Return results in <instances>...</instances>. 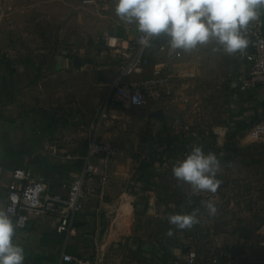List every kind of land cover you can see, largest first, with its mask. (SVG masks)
Here are the masks:
<instances>
[{"label": "rangeland", "instance_id": "1", "mask_svg": "<svg viewBox=\"0 0 264 264\" xmlns=\"http://www.w3.org/2000/svg\"><path fill=\"white\" fill-rule=\"evenodd\" d=\"M104 4L84 5L82 0H0V60L31 68L35 79H42L45 85L42 92L52 128L47 130L50 137L44 149L50 150L51 144L56 145L57 154L82 156L88 136L118 148L115 168L119 173H111L107 188L115 186L120 195L130 197L134 207L136 203L141 205L135 215H140L144 230L151 235L154 227V242L161 247L165 240L176 241L178 248L185 245L183 241L179 244L178 239H186L184 230L170 225L167 216L194 209L184 205L189 202L187 186L178 187L171 169L193 145L202 146L205 153H223V171L217 176L222 184L217 193L191 197L196 202L211 197L218 208L215 216H209L204 202L197 205L200 223L196 230L210 228L229 235L238 228L231 221L240 218L246 221V242L264 248L258 244L262 239L258 231L264 224V140L247 139L248 129L264 117V108L252 103L254 94L246 92V96L239 97L238 112L254 109L256 115L248 124L235 125L238 113L231 99L234 89L230 80L243 69L242 64L235 56L213 52V45L198 47L183 54L187 62L201 57L195 69H187L183 58L170 65L167 62L172 82L169 97L149 100L139 108L128 106L112 98L110 84L119 61L100 45L103 32H119L123 23L115 15L116 0ZM161 41L156 40L153 45ZM215 132H221V141L217 142ZM188 144L189 150L185 146ZM156 158L158 161L152 166ZM124 161L129 163L128 174L119 169ZM71 162L79 167L77 158ZM149 163L151 166L143 170ZM170 228L177 237H166ZM218 241L205 234L198 240L199 249L210 259L220 251L230 252L234 261L231 238H223L221 247L213 245ZM208 244L215 246L213 251L208 250ZM119 251L117 255H123V260H137L133 249ZM219 258L223 261L226 257Z\"/></svg>", "mask_w": 264, "mask_h": 264}, {"label": "crops", "instance_id": "2", "mask_svg": "<svg viewBox=\"0 0 264 264\" xmlns=\"http://www.w3.org/2000/svg\"><path fill=\"white\" fill-rule=\"evenodd\" d=\"M260 19L264 23V16ZM122 27L118 30L119 32L115 30L113 33H108L126 39L132 38L138 33L134 25L123 23ZM161 42L150 48L151 65L162 61H167L170 65L183 58L185 53L182 54L180 60L166 59L165 55L157 49ZM181 61L185 63L187 69H195L198 62L202 60L199 56L197 60L191 59L187 62L183 58ZM167 70L164 73L167 74L170 66ZM117 73L118 65L113 79ZM150 75L151 67H148L141 74L135 75L136 77L133 79H141ZM234 77L230 80L231 82ZM231 85L234 89L231 99L235 104V112L238 113L235 118V125L237 126L239 122L248 124L250 119L255 117L256 112L254 109L243 113L238 112L239 97L241 95L246 96L247 93H238L233 84ZM44 88L42 79L37 81L35 76L31 74V68L0 60V166L3 168L0 204L5 205L6 187L10 182V172L14 168L28 169L34 175L43 176L48 182L49 191L61 195L65 194V189L62 186L64 179H71L81 168V156L62 155L44 149V145L50 137L47 130L52 128L48 118V104L43 98L42 90ZM248 92L255 96L252 103L264 108V89H252ZM107 98L106 103L108 104L109 95ZM254 104L249 106L253 107ZM215 134L218 135L217 142L221 141V132H215ZM190 145H185L188 150ZM217 157L223 161L226 156L223 153H218ZM75 158L80 160L79 167L74 166L71 162ZM118 161L116 158L112 160L109 175L119 173L115 168ZM128 165L129 163L124 161L119 169L121 168L123 173L128 174L130 173ZM119 192L120 190L117 191L115 186L106 187L100 194L89 197L84 203L83 211L74 215L71 233H57L55 231L58 222L55 215H43L31 219L26 228L17 230L19 242L25 249L24 264H71L62 260L63 254L88 257L93 261V264H152L156 258L172 259L189 247L195 248L198 252L199 258L196 264H212L209 260L210 257L206 258L199 249L198 240L205 234H208L209 238L219 239L217 243L213 244L219 247L222 246L223 238H231L235 248L233 253L236 255L234 264H264V248L251 246L246 242V221L240 220V218L231 221L233 224L237 223L238 228H234L229 235L218 233V231L210 228H207L209 230L205 228L198 231L196 230L198 227L195 226L191 230H184L185 240L178 238L179 244L183 241L184 246L180 245L178 248L176 241L165 240L164 246L160 247L157 242H154L157 239L155 238L157 237L156 232H153L154 227L151 228V235L148 230H144V225H142L144 222L140 220V215H135V212H139L141 205L136 203L134 207L128 200L130 197L125 198ZM205 201H191L184 203V205H188L189 209H196L200 203ZM167 206L170 205L167 204ZM243 225L245 226L243 227ZM166 237L170 236L167 235ZM208 247V250H214L215 246L209 245ZM120 248L124 250L133 249L134 257L137 260L133 262L123 260V255H117ZM128 253L129 251H126V254ZM126 257L124 254V259ZM219 264H223L221 259H219Z\"/></svg>", "mask_w": 264, "mask_h": 264}, {"label": "built area", "instance_id": "3", "mask_svg": "<svg viewBox=\"0 0 264 264\" xmlns=\"http://www.w3.org/2000/svg\"><path fill=\"white\" fill-rule=\"evenodd\" d=\"M107 0H82L84 5H100ZM251 43L246 55H234L243 66L242 71L232 81L238 93L244 94L252 89H264V23L261 19L253 22L246 33ZM140 34L126 39L103 32L101 47L118 60V73L112 80V98L128 106L143 107L149 100L157 101L169 97L172 91L170 75L164 73L168 69L167 61L151 65L150 48L139 43ZM157 49L166 59H180V55H169L165 42ZM151 65V66H150ZM151 67V75L141 79L124 80L132 75L141 74ZM138 102H134L133 98ZM93 127V126H92ZM86 151L81 156V168L71 179H64L62 186L65 194L52 193L48 189L47 180L41 175H34L28 169L14 168L10 172V182L6 187L5 206L9 207L13 219H18L23 230L28 222L38 216H57V233H71L74 215L84 209V203L91 196L103 192L110 183L111 162L120 155L118 148L88 136ZM247 139L251 142L264 140V117L254 123L247 131ZM52 153H56L55 145H49ZM3 168L0 166V188L2 187ZM144 184V182H142ZM140 186V185H139ZM203 219H207L204 214ZM204 223V222H203ZM262 239L259 246L264 247V224L259 229ZM219 256H225L223 264H234L230 252H221L210 259L212 264H219ZM199 255L195 248H185L183 253L172 259L156 258L152 264H196ZM62 260L71 264H93L90 258L63 254Z\"/></svg>", "mask_w": 264, "mask_h": 264}, {"label": "clouds", "instance_id": "4", "mask_svg": "<svg viewBox=\"0 0 264 264\" xmlns=\"http://www.w3.org/2000/svg\"><path fill=\"white\" fill-rule=\"evenodd\" d=\"M114 11L122 23L135 26L139 43L146 48L162 39L169 55L213 45L215 53L244 56L251 43L246 33L264 16V0H116ZM171 171L178 187L187 186L189 202L193 196L216 194L222 184L217 178L223 171L220 159L211 151L205 153L202 146L193 145ZM203 206L209 216L218 212L211 197ZM199 213L200 209H194L169 214L167 220L179 230H191L200 223ZM20 228L22 224L13 219L10 208L0 204V264H24L25 249L17 236ZM167 235H173L172 228Z\"/></svg>", "mask_w": 264, "mask_h": 264}, {"label": "trees", "instance_id": "5", "mask_svg": "<svg viewBox=\"0 0 264 264\" xmlns=\"http://www.w3.org/2000/svg\"><path fill=\"white\" fill-rule=\"evenodd\" d=\"M157 161H158V158L155 159V162H152V166H153L155 163H157ZM149 166H151V163L146 164L145 166H143V170H147Z\"/></svg>", "mask_w": 264, "mask_h": 264}, {"label": "water", "instance_id": "6", "mask_svg": "<svg viewBox=\"0 0 264 264\" xmlns=\"http://www.w3.org/2000/svg\"><path fill=\"white\" fill-rule=\"evenodd\" d=\"M77 62H78V60L76 59V60H75V63H77ZM156 115H157V114H156Z\"/></svg>", "mask_w": 264, "mask_h": 264}]
</instances>
